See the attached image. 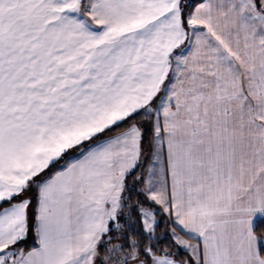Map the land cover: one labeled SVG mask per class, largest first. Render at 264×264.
<instances>
[{
	"label": "snow or ice",
	"instance_id": "1",
	"mask_svg": "<svg viewBox=\"0 0 264 264\" xmlns=\"http://www.w3.org/2000/svg\"><path fill=\"white\" fill-rule=\"evenodd\" d=\"M0 264H264V0H0Z\"/></svg>",
	"mask_w": 264,
	"mask_h": 264
}]
</instances>
